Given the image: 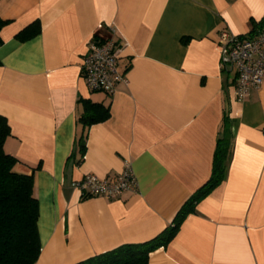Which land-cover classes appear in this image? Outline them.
I'll return each instance as SVG.
<instances>
[{
  "label": "crops",
  "instance_id": "0c3cea01",
  "mask_svg": "<svg viewBox=\"0 0 264 264\" xmlns=\"http://www.w3.org/2000/svg\"><path fill=\"white\" fill-rule=\"evenodd\" d=\"M0 19L3 150L33 175L35 264H76L160 234L211 177L225 114L223 181L147 264H264V84L235 102L216 49L221 31L264 29V0H0ZM36 21L38 35L16 38ZM94 37L116 43L125 81L110 96L81 76ZM85 101L109 105V118L83 128ZM125 161L135 193L106 200L72 187L86 175L115 180Z\"/></svg>",
  "mask_w": 264,
  "mask_h": 264
},
{
  "label": "trees",
  "instance_id": "16d2710c",
  "mask_svg": "<svg viewBox=\"0 0 264 264\" xmlns=\"http://www.w3.org/2000/svg\"><path fill=\"white\" fill-rule=\"evenodd\" d=\"M5 25L6 22L0 19V31ZM39 32L40 25L36 21L20 31L16 38L26 41ZM83 105V113L79 118L83 128L109 118V105L90 101H85ZM228 124V116L225 114L216 141L211 177L184 203L171 225L143 244L123 245L76 264H147L151 252L165 248L175 238L187 216L195 212L198 202L223 181L231 154L232 136ZM9 134L7 120L0 115V264H35L41 245L37 228L39 208L33 196V175L17 172L15 168L19 161L4 152L3 145ZM82 138L81 151L84 149Z\"/></svg>",
  "mask_w": 264,
  "mask_h": 264
},
{
  "label": "built area",
  "instance_id": "2783aa9c",
  "mask_svg": "<svg viewBox=\"0 0 264 264\" xmlns=\"http://www.w3.org/2000/svg\"><path fill=\"white\" fill-rule=\"evenodd\" d=\"M112 35L113 28H109ZM113 38L94 37L82 59L81 76L90 92L112 95L119 82L125 81L117 70L118 57ZM219 55V69L233 75L234 99L241 103L252 89L264 84V29L256 36L242 38L221 31L216 43ZM83 197H99L106 200L120 198L125 193H135L137 180L131 163L125 161L120 175L115 180L99 179L86 175L72 183Z\"/></svg>",
  "mask_w": 264,
  "mask_h": 264
}]
</instances>
